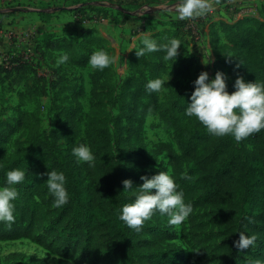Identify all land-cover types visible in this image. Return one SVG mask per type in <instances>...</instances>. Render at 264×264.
I'll list each match as a JSON object with an SVG mask.
<instances>
[{
    "label": "trees",
    "instance_id": "obj_1",
    "mask_svg": "<svg viewBox=\"0 0 264 264\" xmlns=\"http://www.w3.org/2000/svg\"><path fill=\"white\" fill-rule=\"evenodd\" d=\"M125 5L140 7L137 0ZM88 7L92 9L93 4ZM51 13L46 8L39 16L48 20ZM259 15L260 19L244 16L233 23L222 20L209 23L215 38L218 29L224 33L223 42L217 38L214 42L213 77L223 69L233 83L238 76L246 82L264 81V12L261 10ZM185 23L186 20L170 21V27L165 28L168 30L151 35L159 44H166L172 38L181 41L174 63L164 59L163 50L140 57L132 51L126 76L117 86L112 80L111 66L97 70L92 79L105 83L113 103L131 99L133 116L154 112L160 122L173 129L177 152L160 143L155 146V154L165 153L175 182L184 192L185 202L195 199L204 208L212 229H216L219 244L213 246L215 264H249L247 254L259 251L262 255L264 249V129L237 142L231 135L216 137L195 117L185 116L194 90L192 82L203 71L199 59L188 52L191 42L183 31ZM104 43L93 29L87 30L80 40L43 33L35 51L41 57L66 52L69 65L83 66L96 48L103 49ZM167 68L184 84L177 91H170L166 101L158 102L157 92H148L146 85L149 80L162 79ZM35 71L22 57H12L0 64V75L4 77L14 75L22 81L26 80L27 73L38 77L41 84L25 81L22 90L17 92L21 105L26 98L36 103L40 96L54 89L57 81L54 71L49 79ZM58 85L59 92L68 89L62 83ZM133 121L130 119L128 123L129 134ZM115 127L111 133L101 126V120H91L86 130L87 142L77 139L78 132L72 126H57L44 136L40 132L37 107L18 112L13 129L6 123L0 124V186H4L8 170H27L25 180L15 186L19 189V197L14 202L15 222L10 228L0 222V241L28 239L45 248H54L58 254L66 249L93 264H176L177 246L155 250L143 229L136 232L119 219L124 196L115 146L124 143L119 124ZM18 130L25 134L26 143L9 151L7 143ZM80 143L91 147L96 157L93 167L76 162L72 149ZM51 170L62 171L66 176L70 198L62 207L55 206L47 188L46 173ZM126 199L131 203L134 196ZM239 234L257 238L247 249L240 250L235 245ZM211 236L214 238L213 232Z\"/></svg>",
    "mask_w": 264,
    "mask_h": 264
},
{
    "label": "rangeland",
    "instance_id": "obj_2",
    "mask_svg": "<svg viewBox=\"0 0 264 264\" xmlns=\"http://www.w3.org/2000/svg\"><path fill=\"white\" fill-rule=\"evenodd\" d=\"M124 1L131 2L132 0H0V64L8 62L12 57L26 58L38 75L49 79L54 71V78L57 80L53 91L50 90L40 96L36 103L26 98L21 105L17 92L22 90L25 81L29 84H41L37 80L38 77L34 78L30 73H27L26 80L22 81L14 75L8 77L0 75V124L6 123L10 129H13L16 123V114L22 110L32 111L35 107L39 112L40 132L44 136H48L50 131L57 126L62 128L72 126L78 132L77 139H85L86 130L91 120H101V126L111 133H114L118 123L121 128V140L124 144L115 146V152L119 159L120 185L124 204H126L130 203L126 198L134 196V193L124 191L123 180H131L135 188L143 183L140 179L141 176L150 178L159 171H166L172 175L165 153L156 155L155 146L160 143L166 144L177 152L173 129L168 124L160 122L154 112L141 117L133 116L131 99L125 103H113L105 83L93 81L92 76L97 73V69L91 67L89 60L83 66L69 65L68 63L58 64L59 53L52 52L50 55L41 57L35 51L36 44L43 33L52 34L55 38L66 37L80 40L89 29L94 30L95 27L100 26L104 32L109 30L112 22L115 21L116 24L122 26L123 19L135 15L140 20L132 24L129 31L127 30L133 39L129 37V41L122 39L118 43L117 40H113V42L111 40L112 45L107 41L103 44V49L115 57L110 66L113 72V83L117 86L126 76L128 51L137 50L145 33L151 36L157 31L168 30L165 28L170 27V19L177 17L176 6L179 2V0H137L140 10H136V6H127ZM210 1L214 2L215 7L204 16L196 18L201 22L202 41V29L210 22L217 20L231 22L234 18L243 16L240 13V8H249L248 6L232 7L227 3V0ZM88 4H93V8L90 9ZM117 4H120L121 7L118 8ZM46 8H50L52 11L48 20L39 16V12ZM255 14H253L254 17L257 16L258 9ZM98 17L103 20H96ZM188 20L186 19V21ZM85 21L87 23H84ZM31 29L35 35L39 36L29 40L20 38L24 32L31 31ZM219 30H217L216 38L219 42H223L224 33L222 35ZM131 40L138 42L139 45L137 44L134 49L129 50ZM136 43L134 44L136 45ZM193 46L194 43L191 42L189 51ZM96 50L98 48L94 51ZM183 53L186 52L183 51ZM221 54H224V50L221 51ZM202 58V61H207V57L203 56ZM202 64L203 71L209 74V79L214 78L210 67L211 60L207 65ZM218 71L225 73L223 69ZM162 79L169 80L163 85L166 88L157 92L158 102L166 101L170 91H177L184 84V81L171 73L168 68L162 75ZM226 82L227 90L231 93L235 90L233 82L229 78ZM58 83H62L63 87L68 89L59 92L60 85ZM130 119L135 121L131 123L133 130L129 134ZM26 140L22 130H18L7 143L8 150H12L16 145L21 147V144L26 143ZM17 190L19 191V189ZM189 202L192 204L193 211L179 226L169 224V216L166 214L161 215L158 212L154 214L143 226L145 238L154 244L155 250H166L170 245L177 246L179 259L176 264H215L217 260L213 253V246L219 244L217 231L212 229L204 208L197 204L195 199L186 201V203ZM211 232H213L214 238H212ZM55 248L59 249V246ZM246 258L249 264H255L258 259L264 261V249L262 255L257 251L247 254ZM0 264L93 263L82 258L79 254L66 251V249L62 254H58L55 253L54 248H45L28 239H18L0 241Z\"/></svg>",
    "mask_w": 264,
    "mask_h": 264
},
{
    "label": "clouds",
    "instance_id": "obj_3",
    "mask_svg": "<svg viewBox=\"0 0 264 264\" xmlns=\"http://www.w3.org/2000/svg\"><path fill=\"white\" fill-rule=\"evenodd\" d=\"M210 0H179L176 6L177 18L180 20L195 19L204 16L211 8ZM181 41L172 38L166 44H159L155 39L145 33L140 40V47L135 51L136 56H144L163 50L165 60H176ZM211 53V52H210ZM205 65L210 63L209 56ZM68 53L60 55L57 63L69 62ZM115 57L104 49L94 51L89 57L92 68L103 71L114 62ZM170 79V78H169ZM168 79V80H169ZM161 78L149 80L146 85L148 92H159L166 81ZM226 74L217 71L214 78L209 79L206 71H201L192 82L194 90L190 96V103L185 108V116L195 117L207 131L216 136L231 135L237 142L246 139L253 133L264 129V81L246 82L243 77H237L233 83L235 89L231 93L227 90ZM72 154L77 163H86L89 167L95 164V155L87 143H80L73 147ZM26 169L13 168L5 173V184L0 186V222L10 228L15 222V201L19 192L15 187L21 184L26 177ZM46 184L49 193L54 198L56 207L68 203L70 194L66 188V176L62 171L51 170L46 173ZM143 183L134 188L129 179L122 181L124 191H132L134 199L124 204L119 213V219L125 225L139 232L146 221L157 212L169 216V224L179 226L192 213V204L186 203L184 192L179 189L174 177L166 171H159L150 178L141 176ZM155 190V191H152ZM256 236L239 234L235 245L238 249H247L252 245ZM255 264H264L256 260Z\"/></svg>",
    "mask_w": 264,
    "mask_h": 264
},
{
    "label": "crops",
    "instance_id": "obj_4",
    "mask_svg": "<svg viewBox=\"0 0 264 264\" xmlns=\"http://www.w3.org/2000/svg\"><path fill=\"white\" fill-rule=\"evenodd\" d=\"M210 3L212 5L210 9L212 10L215 7L214 6L215 4H214L213 1H210ZM227 3L232 5V7H238V8L242 7V6H252V5H254L255 7H257L256 9H258V14L256 16L258 19H260L259 12L261 10L264 12V0H227ZM135 9L137 10L138 8H135ZM139 10H140V8H139ZM131 16L132 17H128V19H123L122 20L123 21L122 24H121L122 26H120L119 24H116V22L113 20L114 22L111 23V25H110L111 27H109V30L107 29V30H105L103 32L102 29L100 28V26L95 27L94 30L96 31V33L98 32V35L100 37H102L105 41L110 43V45H112L113 40L114 41L117 40V43L121 42L122 39H125L126 41H129V37L131 38V36L128 34L129 27H131L132 24L136 23L137 20H140V19L136 18L135 15H131ZM119 17L121 19V16H119ZM238 18H236V19L234 18L231 22L228 21V20L227 21L225 20V22L233 23L236 20H238ZM96 20H100L101 21V20H103V18H99L98 17V18H96ZM177 20H180V19H178L177 17L176 18L173 17V18L170 19V21H177ZM95 23H98V22L95 21ZM95 23H92V24H95ZM121 28H122V30H121ZM123 29L124 30L126 29L124 33H122V31H124ZM202 30H203V34H202L203 35V41L201 40L200 43L194 44V46L190 48V51L188 49V52L191 55L197 57L201 64L203 63V61H202L203 58L202 57L203 56H205V58L208 57V52L209 53L211 52L210 53L211 54V59H210L211 60V65H210V67L212 68V64H213V62L215 60V55L213 53V48L215 46L214 42H215L216 38L214 37L212 31L210 30L209 25L204 27ZM125 33H127V34H125ZM131 39H133V38H131ZM111 40H112V42H111ZM134 43H136V41L135 42H133L132 40L130 41L129 50L131 48L134 49L137 46L138 42L136 43V45ZM192 48H193V51H191ZM130 51H128L129 54H130ZM202 66H203V64H202Z\"/></svg>",
    "mask_w": 264,
    "mask_h": 264
},
{
    "label": "built area",
    "instance_id": "obj_5",
    "mask_svg": "<svg viewBox=\"0 0 264 264\" xmlns=\"http://www.w3.org/2000/svg\"><path fill=\"white\" fill-rule=\"evenodd\" d=\"M9 1H15V0H9ZM249 8L247 7H244V8H240L241 10V14L243 16L241 17H244V16H252L254 17V15H256V7H253V6H248ZM248 13H251V14H248ZM254 14V15H253ZM240 17V18H241ZM84 23H87L86 21ZM183 31L184 33L186 34V37L188 40H190V42H193L194 44H198L201 42L202 40V37H201V22L199 19H189L188 21H186L184 27H183ZM39 35H35V32L32 31H27V32H24V34L22 36H20L21 39H32L34 37H38ZM18 38V39H20ZM25 60H27L26 58H23Z\"/></svg>",
    "mask_w": 264,
    "mask_h": 264
}]
</instances>
